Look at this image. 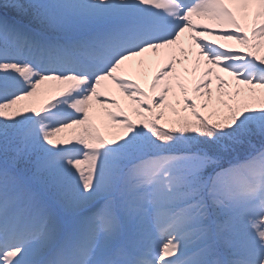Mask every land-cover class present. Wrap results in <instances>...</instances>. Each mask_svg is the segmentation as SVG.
<instances>
[{"label":"snow or ice","instance_id":"1","mask_svg":"<svg viewBox=\"0 0 264 264\" xmlns=\"http://www.w3.org/2000/svg\"><path fill=\"white\" fill-rule=\"evenodd\" d=\"M0 264H264V0H0Z\"/></svg>","mask_w":264,"mask_h":264},{"label":"rangeland","instance_id":"2","mask_svg":"<svg viewBox=\"0 0 264 264\" xmlns=\"http://www.w3.org/2000/svg\"><path fill=\"white\" fill-rule=\"evenodd\" d=\"M227 43V42H226ZM149 55H151V56H155V54L153 53V54H149ZM155 70V67L153 66V67H151L150 69H148V71H149V73L151 72V71H154ZM141 83L143 84L144 83V80H143V78H141Z\"/></svg>","mask_w":264,"mask_h":264}]
</instances>
